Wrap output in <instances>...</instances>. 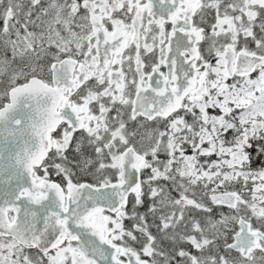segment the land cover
<instances>
[{"label": "snow or ice", "instance_id": "obj_1", "mask_svg": "<svg viewBox=\"0 0 264 264\" xmlns=\"http://www.w3.org/2000/svg\"><path fill=\"white\" fill-rule=\"evenodd\" d=\"M0 264H264V0H0Z\"/></svg>", "mask_w": 264, "mask_h": 264}]
</instances>
